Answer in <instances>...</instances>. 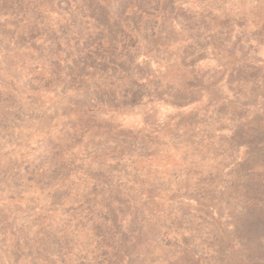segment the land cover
<instances>
[{"label":"clouds","instance_id":"1","mask_svg":"<svg viewBox=\"0 0 264 264\" xmlns=\"http://www.w3.org/2000/svg\"><path fill=\"white\" fill-rule=\"evenodd\" d=\"M71 8L81 25H87V31H101L87 14L86 8H78L77 3H73ZM173 8L177 11L183 9L203 20L204 24L199 29L202 35L196 37L195 30L190 31L182 18L172 11ZM133 13L142 17L138 31L129 29L123 18L120 21L129 37L136 40V45L129 46L127 50L117 46L118 51H124L121 59L128 61L133 68L131 74L124 73L121 79L110 76L111 70L109 74L102 75L89 67L87 74L72 82L66 67L71 60L63 59L65 51L54 57L59 60V68L34 59L37 49L32 45L35 43L46 47V30L58 29L61 24H72L69 14L58 10L49 0H31L28 13L21 21L22 24L35 25L33 31L39 33L35 40L18 45L15 37L5 38L9 47L0 45V75L5 81L0 84V89L10 97L5 110L11 113L21 106L24 109L23 120L9 116L6 126H0V163L9 172L22 170L25 163L35 161L36 165L33 167V179H25L21 189L9 188L8 181L4 182L0 205L10 209L13 216L18 214V208L23 209L30 204L35 206V212L45 219L31 225L30 237H36L38 233L42 235L40 229L59 220L63 207L74 205L77 211L64 217L67 222L65 232L70 240L64 249L66 264H81V260L84 264H96L97 259H104L101 252L116 259L114 253L118 248L114 244L104 243V237L97 235L93 227L94 223L112 224L111 219L103 221L102 217L96 216L99 211L107 212L103 202L107 192L95 195L94 200L85 203V197L91 195L90 189L95 182L90 171L99 170L109 173L112 185L119 184L125 188L133 207L143 205L150 221H155L153 213L165 215L171 227L164 229L167 233L164 238L176 242L173 246L177 248V255L193 244L200 246L197 258L201 253L209 257L214 255L213 226L203 224L199 218L201 214L197 212L199 201L186 193L200 187H215L218 193L225 190L226 186L219 184L218 180L215 184L211 183L209 174L225 176L247 159L248 152L247 145L232 146L225 138L231 137L237 124L252 119L257 113H264V0H171V3L169 0H159L158 6L150 12L132 3L124 16ZM146 22L149 25L147 28ZM154 39L162 43L153 46ZM198 40L205 42L206 46L201 47ZM60 44L65 50L68 49L63 39ZM103 44L108 47L106 37ZM189 45L194 46L195 50L187 56V60L195 58V63L185 67L181 60ZM95 46L92 45L93 48ZM137 65H147L150 71L141 75L135 70ZM241 65L259 68L260 72L253 78L230 84V74ZM16 72L37 77L36 83L40 87L37 90L23 89L21 81L14 75ZM157 79L161 81L159 88L152 83ZM197 79L201 81L200 84L187 83ZM80 80L86 85L81 84ZM132 81H136V84ZM169 83L195 99L177 104L167 92L158 96L157 92L163 91ZM97 85L115 89L117 103L131 99V92L127 89H135L137 85H144L145 89L138 102L113 108L97 100ZM69 105L75 109L71 114L75 127L69 126L66 131L80 137V142L74 139L57 141L59 147L55 149L53 159L57 166L65 167L68 175L63 185L57 181L42 187L38 180L48 170L49 163L41 164L38 157L48 137L62 135L61 122L66 119L62 113L64 107ZM220 106H224L225 110H217ZM242 109L246 115L235 118V113ZM191 113L197 114V122L192 128L186 130L184 125L177 128L181 117ZM125 116L133 117L135 122H126L123 119ZM90 118L110 122L114 126L113 131L128 129L141 137L154 138L156 143L150 148L152 154L144 156L134 151H113L104 146L105 129L84 123ZM175 131L183 134L182 142L174 141L172 133ZM90 142H97L99 146ZM117 164L121 167H112ZM173 169L177 174L170 176L169 172ZM256 170L264 172V164ZM161 181L163 187L150 198L148 189ZM62 186L70 187V194L63 205H56L53 211L49 194ZM104 187L107 189L109 185ZM189 207L195 215L183 217V225L180 226L177 221L182 219L181 210ZM89 216L95 219L88 221L86 226H79V222L87 221ZM213 217L220 221L222 227L229 230L234 228L232 224H224L225 220L231 219L227 209L224 216H219L216 209H212L209 219ZM130 220L131 213L121 217L119 222L127 228ZM0 238L4 239L0 246V264H32L33 256L24 254L28 249L22 240L17 247L16 236L11 230ZM184 238L190 240L188 245H185ZM236 247L239 245L236 244ZM141 248L148 249L141 253L145 257L143 264H169V259H174L164 258V246L145 244ZM45 256L50 258L46 259ZM45 256L36 258L35 264H51L55 259L48 253ZM128 261L129 258L123 256L118 264H128ZM105 264H108L107 260Z\"/></svg>","mask_w":264,"mask_h":264},{"label":"rangeland","instance_id":"2","mask_svg":"<svg viewBox=\"0 0 264 264\" xmlns=\"http://www.w3.org/2000/svg\"><path fill=\"white\" fill-rule=\"evenodd\" d=\"M55 4V7L61 12H67L71 18L72 24H61L58 29H48L45 31V45H36L33 43L32 47L37 49V55L34 59L41 63H48L59 68V60L54 59L61 51H65L63 59L65 61L71 60L70 64H66L68 74L72 77V82H76L81 76L87 74L89 67L94 68L95 71L102 75L109 74L116 76L118 79L123 78L124 73L131 74L133 71L132 65L123 59L121 56L124 51H118L117 46L122 50H127L129 46H135L136 40L129 37V33L121 26V18L124 24L129 29L139 30L140 21L142 17L138 13H133L129 16H124L127 7L136 3L137 7L143 11L150 12L153 7H157L159 0H49ZM31 0H0V45L8 48L9 45L5 43V38H16L18 45H23L28 40H35L39 33L34 32V24H22L21 21L26 17L29 4ZM77 3L78 8H86L87 14L95 21V26L100 28L99 32L87 31V25L82 26L81 22L72 12L71 5ZM171 3V0H169ZM168 4L165 5V8ZM172 11L182 18L186 27L194 31V35L199 37L202 33L199 31L203 20L197 19L194 15H190L183 9ZM154 23V22H153ZM149 25L146 22L145 27ZM106 30V31H105ZM163 31V28H161ZM27 33V35H25ZM155 35V33H153ZM259 36L261 33H255ZM108 40V47L103 44L104 38ZM68 45L65 50L60 44L61 40ZM83 41V43H81ZM201 47L206 46L205 42L197 41ZM162 43L159 39L152 41L153 46ZM222 43V42H221ZM96 45L95 48L92 45ZM195 50L194 46L189 45L185 48V57L181 63L188 67L190 63H195V58L192 61L187 60V56L191 55ZM159 52L160 49L157 48ZM99 57V60H97ZM131 60V55H129ZM251 69V70H250ZM136 71L141 75L146 74L150 69L147 65L141 67L136 66ZM260 72L259 68H252L250 65H241L233 69V73L229 76V83H236L241 80L255 77ZM16 79L21 81L23 89L37 90L40 85L36 83L37 77H27L20 72L14 73ZM5 83L3 75H0V84ZM11 83V82H8ZM81 84L86 82L80 80ZM95 83V82H94ZM136 84V81H132ZM154 85L159 88L161 81H152ZM189 85L200 84L201 81L190 80ZM96 92L97 100L101 103H107L110 107L119 108L128 103H136L144 93L145 86L137 85L135 89L129 88L126 91L131 92V99H124L117 103L116 90L111 87H101ZM164 92L169 93L173 97V102L177 104H184L195 99L194 96L178 89L175 85L169 83L163 91H158L157 95L162 96ZM10 97L6 96L4 91L0 89V126H6V119L11 116L16 120H23L24 109L18 107L15 112H7L6 106ZM248 103V102H245ZM219 111H223L224 106H220ZM75 111L70 105L63 109V116L66 117L61 123L62 135L53 138L48 137L44 144L38 159L41 164L48 162L49 168L44 175L38 180L42 187H48L54 182H61L63 185L64 179L68 173L63 165L57 166L54 162L55 149L59 147L57 141H71L80 142V137H76L74 133L67 132L69 126L75 127V122L71 119L72 112ZM246 115L245 110H240L235 113V118L239 119ZM123 119L128 123H134V118L125 116ZM197 122V114L191 113L187 116H182L177 123V128L184 125L187 129H191ZM84 123L89 126L95 125L99 128H104L103 145L112 148L113 151L119 149L121 152L134 151L140 155H151V145L156 143L152 137H141L128 129H120L113 131V125L108 121H97L89 119ZM173 139L176 143L183 140V134L179 131L172 133ZM232 146L247 145V159L236 168L232 169L225 176H212L209 174V181L215 184L218 180L219 184L226 186L225 190L219 193L215 187H200L193 191L186 193L188 196L199 201L200 207L197 212L200 213V219L204 225H212V243L215 245V254L212 256H205L202 253L197 258V253L200 252V246L193 244L191 248H184L177 255V248L173 245L176 243L172 240H166L164 237L167 233L164 229H170L165 215L153 213L155 221L152 222L144 213V206L138 205L133 207L129 203L130 196L126 194L125 188L119 184L112 185L109 173L99 170L90 171V175L95 181L90 189V196L85 197V203L94 200L95 195H101L107 192L104 197V204L107 212L99 211L96 216L102 217L103 221L111 219L112 224L94 223L93 227L96 234L103 236L104 243L114 244L118 251L114 253L116 259H112L106 252H101L100 255L104 257L103 260L97 259L96 264H118L123 256L129 258L128 264H143L144 258L141 253L148 251V249L141 248V245L156 244L157 246H164V258L169 259V264H264V172L256 170L259 165L264 164V113H257L252 119L239 123L233 130L231 137L225 138ZM99 146L97 142H90ZM87 147V145H86ZM187 157L185 156V159ZM35 161L25 163L22 165V170L16 172H9L0 163V193L4 189V182L8 181L9 188L21 189L25 179H33V167ZM113 168H120L119 164L113 165ZM177 171L175 169L169 172L170 176H175ZM104 185H109L105 189ZM163 187V182L160 184H153L149 189V196L156 193L159 188ZM70 194V187H60L54 192L50 193L51 209L54 211L56 205H63L65 198ZM113 202L115 206H113ZM83 205H80L82 207ZM212 209H216L219 216H224L225 209L228 210V215L231 217L225 220L224 224H232L234 228L229 230L227 227H222L220 221L212 217ZM77 211L74 205H68L61 209V216L55 223H49L47 226L40 229L41 234L36 237L29 236L31 225L45 219L44 216L35 212L34 205H28L23 209H17L18 214L13 216L10 209L6 206L0 205V236L7 230H11L16 236L17 247L20 246V241H23L24 247L28 249L27 256H33L32 264H35L36 258L45 256L46 253L51 257H55L51 264H66L65 261V247L70 243L69 237L65 232L66 221L64 217L70 213ZM182 219L177 223L183 225V217L195 215L189 208H183ZM131 213V220L127 228L120 224V218ZM161 213L163 209L161 208ZM95 218L89 216L87 221L79 222V226H86L88 221H93ZM185 245L190 243L188 238H184ZM4 243V239L0 238V246ZM236 244L239 247H236ZM33 253L35 255H33ZM15 255V253H13ZM45 258H50L45 256ZM155 259V258H154ZM2 260V257H0ZM81 264L84 261L81 260Z\"/></svg>","mask_w":264,"mask_h":264}]
</instances>
